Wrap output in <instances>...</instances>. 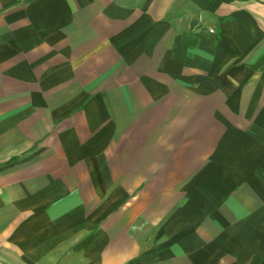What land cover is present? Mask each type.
<instances>
[{
	"label": "crops",
	"instance_id": "1",
	"mask_svg": "<svg viewBox=\"0 0 264 264\" xmlns=\"http://www.w3.org/2000/svg\"><path fill=\"white\" fill-rule=\"evenodd\" d=\"M0 264H264V0H0Z\"/></svg>",
	"mask_w": 264,
	"mask_h": 264
},
{
	"label": "water",
	"instance_id": "2",
	"mask_svg": "<svg viewBox=\"0 0 264 264\" xmlns=\"http://www.w3.org/2000/svg\"><path fill=\"white\" fill-rule=\"evenodd\" d=\"M195 22H196V20L193 19V20L191 21V25L193 26V24H195Z\"/></svg>",
	"mask_w": 264,
	"mask_h": 264
}]
</instances>
